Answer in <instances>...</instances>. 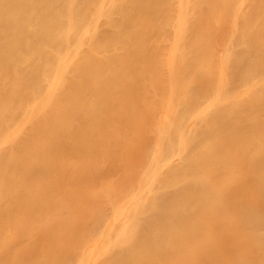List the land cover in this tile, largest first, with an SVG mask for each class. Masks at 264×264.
<instances>
[{
  "label": "bare ground",
  "instance_id": "6f19581e",
  "mask_svg": "<svg viewBox=\"0 0 264 264\" xmlns=\"http://www.w3.org/2000/svg\"><path fill=\"white\" fill-rule=\"evenodd\" d=\"M0 264H264V0H0Z\"/></svg>",
  "mask_w": 264,
  "mask_h": 264
},
{
  "label": "rangeland",
  "instance_id": "374dc122",
  "mask_svg": "<svg viewBox=\"0 0 264 264\" xmlns=\"http://www.w3.org/2000/svg\"><path fill=\"white\" fill-rule=\"evenodd\" d=\"M181 4H182V3H181ZM181 4H180V5H181ZM102 21H104V18H103V17L100 18V22H102Z\"/></svg>",
  "mask_w": 264,
  "mask_h": 264
}]
</instances>
